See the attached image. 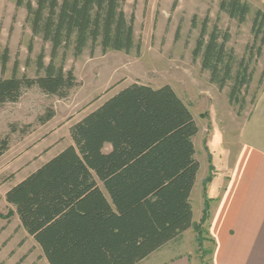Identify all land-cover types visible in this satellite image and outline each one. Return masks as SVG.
I'll return each instance as SVG.
<instances>
[{"label":"trees","instance_id":"16d2710c","mask_svg":"<svg viewBox=\"0 0 264 264\" xmlns=\"http://www.w3.org/2000/svg\"><path fill=\"white\" fill-rule=\"evenodd\" d=\"M122 3L17 0L16 7L26 9L33 39L50 44L51 60L46 65L45 52L40 53L35 79L19 76L16 64L10 79H0V105L18 103L33 88L59 99L69 97L78 82L73 71H65L68 52L77 59L98 48L103 53L139 50L133 19L127 20ZM219 9L240 25L252 13L242 0H224ZM251 33L253 43L246 48L250 57L238 61L227 48L230 34L217 25L210 31L206 19L194 51V59H201L202 70L220 91L232 83L229 103L241 110L245 99L240 98L252 81L250 62L261 56L264 46V11L254 13ZM28 51L32 53V43ZM0 61L5 72L9 51L1 52V45ZM54 117L49 110L39 123ZM198 132L172 87L133 84L76 124L71 129L74 146L13 187L6 202L48 264H140L189 230L199 231L191 203L200 170L194 145ZM107 145L109 153L104 151ZM9 147V138L0 140V158ZM209 209L206 201L203 223L209 220Z\"/></svg>","mask_w":264,"mask_h":264},{"label":"rangeland","instance_id":"374dc122","mask_svg":"<svg viewBox=\"0 0 264 264\" xmlns=\"http://www.w3.org/2000/svg\"><path fill=\"white\" fill-rule=\"evenodd\" d=\"M17 0H0L1 52L9 51L5 72L0 61V79H10L14 67L18 75L37 77L36 60L45 52L50 63L51 46L32 37L26 23L25 8L16 7ZM128 21L133 19L134 49L129 54L100 48L86 50L77 59L67 53L65 71H73L78 86L66 99L27 90L16 104L0 105V140L9 138V150L0 158V264H44L42 253L21 226L15 209L6 202L7 193L65 149L74 146L71 129L106 101L133 84L159 89L170 86L189 108L199 132L194 139L196 159L200 164L196 185L191 194L195 226L179 240L162 249V259L186 253L192 264H211L213 244L203 223L206 185L211 177L221 178L233 170L242 152L243 130L240 123L247 118L264 86V46L259 58L250 62L252 81L240 98L245 108L229 103L232 83L220 91L203 71L201 59H194L202 24L209 19V30L217 25L230 34L228 50L237 60L249 59L247 46L253 43L251 33L254 13L264 11V0H242L252 8L243 25L221 13L224 0H121ZM196 20V27L193 21ZM33 39V41H32ZM33 45L30 53L28 48ZM256 52V51H255ZM62 61L60 54L57 65ZM49 110L55 117L45 125L39 118ZM12 127L16 132L12 133ZM105 153L111 151L107 145ZM216 181V180H215ZM214 189L212 188V191ZM215 194V190L213 191ZM201 241V246L198 245Z\"/></svg>","mask_w":264,"mask_h":264},{"label":"crops","instance_id":"0c3cea01","mask_svg":"<svg viewBox=\"0 0 264 264\" xmlns=\"http://www.w3.org/2000/svg\"><path fill=\"white\" fill-rule=\"evenodd\" d=\"M240 124L243 148L233 170L224 172L221 178L216 172L206 185L211 264H264V86ZM41 255L43 263L48 264ZM160 255L162 250L140 264H192L190 254L164 260Z\"/></svg>","mask_w":264,"mask_h":264}]
</instances>
